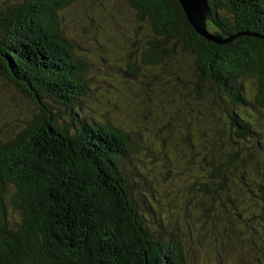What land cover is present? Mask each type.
I'll list each match as a JSON object with an SVG mask.
<instances>
[{
	"label": "trees",
	"instance_id": "1",
	"mask_svg": "<svg viewBox=\"0 0 264 264\" xmlns=\"http://www.w3.org/2000/svg\"><path fill=\"white\" fill-rule=\"evenodd\" d=\"M82 1L0 0V264H264V0H208L220 45L126 0L119 102L63 29Z\"/></svg>",
	"mask_w": 264,
	"mask_h": 264
},
{
	"label": "rangeland",
	"instance_id": "2",
	"mask_svg": "<svg viewBox=\"0 0 264 264\" xmlns=\"http://www.w3.org/2000/svg\"><path fill=\"white\" fill-rule=\"evenodd\" d=\"M100 1L105 4L104 8L99 5ZM81 3L85 4L77 5L73 10L70 9L71 11L69 10L60 14V17H63V29L68 36H79L77 37L79 42L88 46V50H85L84 53L87 54V58L90 61L93 60L96 64V66H94L95 72L98 75H102L100 71L105 72V79L111 81V85L108 87L105 86L104 89H106L105 92L111 96L110 100L114 101L117 97L116 95H120L119 97H121L125 92L122 73L117 69V66L124 69L121 62L129 52L128 38L131 29V14L128 10L126 0H83ZM95 10L99 12L98 15L101 18L99 25L90 22L88 19L89 15L97 19ZM94 28H98V31H94ZM82 29L83 32H85L79 33ZM84 39L86 42H83ZM101 48H103V51H100ZM101 57L107 59L106 64L102 63ZM96 68L100 71L96 70ZM120 88L122 90H120ZM133 92L136 91L133 90ZM126 95L128 97V99L126 98V102L128 101L129 104L137 106L138 108L140 107V109H145L146 106L143 105V101L148 99H146L144 95L141 96L139 94L138 99L137 96L133 97L134 93L130 96L126 91ZM119 97H117L116 100L119 99ZM157 98L158 97L150 99L155 103H161L163 110L166 111L165 114L167 113V115L169 114L172 116L175 112L174 108H172L175 104L173 98L164 99V101H158ZM117 102L119 101L117 100ZM157 108H160V106L157 105ZM148 111H150V113L148 114L149 117H147V127L150 126V124L161 123L160 119H162V117H160L157 112L155 115L153 114L156 111L155 107H149L147 109V112ZM119 115L122 117L121 113Z\"/></svg>",
	"mask_w": 264,
	"mask_h": 264
},
{
	"label": "water",
	"instance_id": "3",
	"mask_svg": "<svg viewBox=\"0 0 264 264\" xmlns=\"http://www.w3.org/2000/svg\"><path fill=\"white\" fill-rule=\"evenodd\" d=\"M186 20L192 30L202 39L215 44H224L220 38L215 37L207 31L206 24L210 20L208 0H177Z\"/></svg>",
	"mask_w": 264,
	"mask_h": 264
},
{
	"label": "bare ground",
	"instance_id": "4",
	"mask_svg": "<svg viewBox=\"0 0 264 264\" xmlns=\"http://www.w3.org/2000/svg\"><path fill=\"white\" fill-rule=\"evenodd\" d=\"M250 12V11H249Z\"/></svg>",
	"mask_w": 264,
	"mask_h": 264
}]
</instances>
